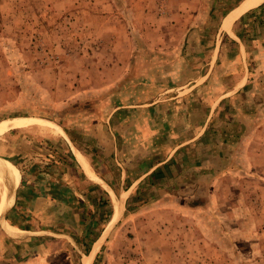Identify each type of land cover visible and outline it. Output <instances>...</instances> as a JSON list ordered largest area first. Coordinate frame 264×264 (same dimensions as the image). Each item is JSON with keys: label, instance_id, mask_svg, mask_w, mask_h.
<instances>
[{"label": "rangeland", "instance_id": "obj_1", "mask_svg": "<svg viewBox=\"0 0 264 264\" xmlns=\"http://www.w3.org/2000/svg\"><path fill=\"white\" fill-rule=\"evenodd\" d=\"M241 1L0 0V121L44 119L64 135L11 131L0 136V155L16 171L17 186L15 167L29 168L31 186L43 184L42 172L50 168L58 186L62 170L69 183L56 206L46 208V218L24 202L8 216L15 228L68 239H13L0 220V264H80L72 243L85 254L84 264H264V167L226 173L222 187L210 180L212 201L189 218L183 215L189 202L168 201L172 185L162 173L134 185L121 181L112 188L119 214L104 223L106 214H114L112 199L90 186L72 152L75 146L86 157L92 153L98 163L108 115L169 95L168 69L180 54L192 51L189 63L209 68L222 36L228 57L236 51L227 35L243 39L250 89L264 85V2L230 31L222 27ZM233 67L240 73L238 62ZM76 186L89 192L81 206L70 194ZM123 192L128 195L121 200ZM202 239L216 247L198 246Z\"/></svg>", "mask_w": 264, "mask_h": 264}, {"label": "crops", "instance_id": "obj_2", "mask_svg": "<svg viewBox=\"0 0 264 264\" xmlns=\"http://www.w3.org/2000/svg\"><path fill=\"white\" fill-rule=\"evenodd\" d=\"M247 2L248 0H242L224 18L222 27L230 31L238 18L245 13H251L249 10L254 8L247 9L249 12L246 10L236 14L235 18L227 21L232 13ZM227 37L225 38L230 41L232 48H235L231 51H236L231 57L224 55L222 51L223 36L219 46L215 47L214 60L209 68H205L201 61L198 67L190 64V57L196 54L192 51L180 54L174 65L168 69L171 83L164 88L171 87L169 95L140 106L124 105L108 115L101 127L103 141L99 147L102 155L98 158V163H94L92 153H88L86 157L80 151L105 187L113 192L112 188L117 189L122 184L121 181L129 179L134 185L156 173H162L166 184L172 185L168 201L189 202L190 211H183V215L189 218L192 213H203L204 206L212 201L207 198L210 180L215 179V185L222 187V176L226 173L233 175V172L241 168L254 171L264 167V85L250 89L248 83L251 82L252 74L243 61L241 62V56L245 52L243 39L238 34L235 38L229 35ZM207 57L204 55L203 60ZM236 62L239 63L240 73L233 67ZM229 74V80L222 78ZM49 162L53 163V160L50 159ZM62 164L64 165V160ZM56 167L61 169V166L54 168ZM15 168L19 175V185L10 212L17 205L23 206L24 202L29 207L37 205L33 210L40 216L43 213L46 218V208L56 206L58 196L63 198L67 191L68 172L62 170L63 174L57 175L58 181H61L58 186L53 178L56 176L53 168L43 171V184L35 187L31 186L34 183L25 180L29 168ZM80 168L91 183L90 186L107 192L81 166ZM116 189L113 194L118 198ZM87 193V188L80 190L78 186L70 191L75 197L74 203L79 206L87 200ZM123 195L121 200L127 197ZM202 196H205L204 200ZM41 205L44 208L41 209ZM110 214L107 223L113 217V213ZM201 244L210 248L216 247V244L205 239L197 243L198 246Z\"/></svg>", "mask_w": 264, "mask_h": 264}, {"label": "bare ground", "instance_id": "obj_3", "mask_svg": "<svg viewBox=\"0 0 264 264\" xmlns=\"http://www.w3.org/2000/svg\"><path fill=\"white\" fill-rule=\"evenodd\" d=\"M263 2H264V0H248V2L245 5H243L238 11H235V13H232L231 16L229 15L230 17H229V20L227 19V21L229 22L231 19L235 18L234 16H237V15L245 12L247 9L259 7ZM22 129H24V130L35 129L37 131H40L43 133H49L52 135H59V136L63 135V132L59 128V126L57 127L52 122L46 121L44 119L42 120V119H38V118L18 117V118H11V119L0 121V136H2V135L4 136V134H8L11 131L22 130ZM72 152H73L77 162L79 163V165L83 168V170H85V172L91 178H93L96 182L101 184V186L104 187L107 190V192L111 195L112 204H113V211H114L112 219L115 221L116 217L118 216L119 211H120L119 207H118V205H119L118 199L115 197L113 192L108 187H105L103 182L101 180H99V178L96 177L93 170H91V168L89 167L85 156L76 148H73ZM17 181H18L17 173L14 170V168L11 167L10 164H8L6 161L0 160V219L2 218L4 212L6 211V209L10 206V204L12 202L13 191L17 187ZM123 194H124L123 196L126 197L128 195V192H125ZM8 230H6L8 232V234H10L12 238H16L15 237L16 233H13L15 231L14 230L11 231L10 229H8ZM92 252H93V250H92ZM84 257H85V255H84ZM84 260L85 259L83 258V264H84ZM88 263H89V261H88ZM88 263H86V264H88Z\"/></svg>", "mask_w": 264, "mask_h": 264}, {"label": "water", "instance_id": "obj_4", "mask_svg": "<svg viewBox=\"0 0 264 264\" xmlns=\"http://www.w3.org/2000/svg\"><path fill=\"white\" fill-rule=\"evenodd\" d=\"M0 160L1 161H5L6 159L4 157H1L0 156ZM7 161V160H6ZM19 185V184H18ZM18 186L14 189L13 191V199H12V202L10 204V206L6 209V211L4 212L2 218L0 219L2 221V224L4 226V229L6 231V227H10L12 228L13 230H15L14 233L15 234V237L16 238H13V239H18V240H26L28 238H32V237H43V236H48V237H55V238H66L68 239V237L66 236H62V235H58V234H53L51 232H45V231H21L17 228H15L9 221V213H10V210L11 208L13 207V200H14V195H15V192L17 190ZM7 232V231H6ZM8 234V232H7ZM10 235V234H8ZM11 236V235H10ZM72 246L74 247L75 251L79 254L80 256V264H83V258H84V255L83 253H81L78 248L76 247V245L74 243H72Z\"/></svg>", "mask_w": 264, "mask_h": 264}, {"label": "trees", "instance_id": "obj_5", "mask_svg": "<svg viewBox=\"0 0 264 264\" xmlns=\"http://www.w3.org/2000/svg\"><path fill=\"white\" fill-rule=\"evenodd\" d=\"M97 204L100 205L101 203L98 202ZM105 204H106V205H110V201H109V200H105ZM110 215H111L110 213H109V214H106V216H105L104 219H103V222H104V223H107V221H108L109 218H110Z\"/></svg>", "mask_w": 264, "mask_h": 264}]
</instances>
